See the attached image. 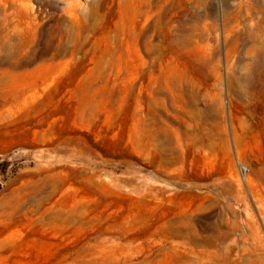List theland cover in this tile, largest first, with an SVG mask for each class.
<instances>
[{"label": "rangeland", "instance_id": "obj_1", "mask_svg": "<svg viewBox=\"0 0 264 264\" xmlns=\"http://www.w3.org/2000/svg\"><path fill=\"white\" fill-rule=\"evenodd\" d=\"M263 69L264 0H0V264H264V124L227 90ZM163 78L208 116L167 169L133 117Z\"/></svg>", "mask_w": 264, "mask_h": 264}, {"label": "bare ground", "instance_id": "obj_2", "mask_svg": "<svg viewBox=\"0 0 264 264\" xmlns=\"http://www.w3.org/2000/svg\"><path fill=\"white\" fill-rule=\"evenodd\" d=\"M227 90L230 103L238 109V114H243L240 118L237 113L235 115L240 125L256 129L259 122L264 124V69L261 73L245 77L243 81L237 76L229 78ZM148 96L146 103H143L146 100L141 101L138 95H135L133 100L135 134H145L143 140L136 138L140 146L145 147L149 154H153L156 166L163 165L167 169L176 165V154L182 151L184 138L194 139L203 134L205 128L198 122H202L201 115L204 113L199 107L203 97L191 82H173L166 78H163ZM176 104L178 112L174 111ZM141 105L144 107L143 115L140 114ZM207 113L210 115L211 110H207ZM203 115L208 121L206 113ZM173 228L171 227L170 233L183 239V242L177 244L179 248H188L202 254H206L209 249L216 252L219 243L228 236L227 228L224 230L219 226L215 229L203 228L204 234L200 236L188 225L187 220L177 221ZM191 235L194 237H190ZM189 239L194 240L190 242V247L187 246Z\"/></svg>", "mask_w": 264, "mask_h": 264}]
</instances>
